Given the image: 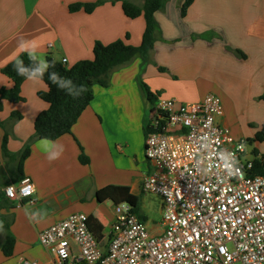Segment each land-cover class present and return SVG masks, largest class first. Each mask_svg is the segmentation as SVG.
Wrapping results in <instances>:
<instances>
[{
	"label": "crops",
	"instance_id": "1",
	"mask_svg": "<svg viewBox=\"0 0 264 264\" xmlns=\"http://www.w3.org/2000/svg\"><path fill=\"white\" fill-rule=\"evenodd\" d=\"M95 1L0 0V91L13 86L2 69L27 53L21 51V42L34 45L37 48L36 56L46 61L48 57L57 61L66 59L68 67L81 60L93 59V48L97 41L108 45L124 40L133 46L141 45L146 28L145 18L127 17L121 2L109 1L92 13L69 10L71 4ZM129 1L139 7L144 4V0ZM195 1L187 14L197 5ZM218 1L208 0V7L212 8L217 2V10ZM179 2L175 0V6L174 2H170L171 11H164L169 15V20L162 18L161 12L156 14L165 37L166 32L171 33L169 30L172 27L176 31L180 17L179 5H176ZM253 10L257 15H260L257 11L264 12L260 5ZM185 25L189 26L186 22ZM166 26L168 29L165 32ZM160 30L156 32L157 39L162 38ZM239 30L240 38L248 40L246 47L241 43H231L237 50L228 48L223 52L209 53L206 66L203 65V58H197V68L185 67V63L179 64L180 67L177 64L174 68L169 61L161 58L162 46H156L147 67L137 58L112 73L108 88L95 85L94 100L73 127L72 134L55 141L48 140L50 147L46 149L41 146V140L33 143L31 155L24 163V174L33 181L34 193L31 198L22 201L7 199L8 203L0 211L1 216L8 217L9 221L4 226L0 223V264H21L22 258L52 263L54 254L39 242L38 235L75 213L94 217L103 231V238L107 239L115 212L113 210L109 214V219L103 214L105 205L112 201L99 202L97 192L108 186L129 187L131 193L139 198L136 211L139 218L152 234H162L164 201L159 195L144 192L142 186L144 176L152 172V163L146 154V139L147 129L156 114V105L147 101L139 77L153 92L161 91L167 98L179 103L199 102L210 93L217 95L224 108V115L218 119V123L231 128L236 140L246 141L248 137L239 123L245 112L242 106L246 102H257L262 106L264 102V21L260 18L255 20L248 30L241 21ZM194 32L196 35L205 33ZM226 37L229 41L233 39L227 34ZM197 45L198 41L193 42L186 49L195 51ZM206 47L212 49L213 43ZM37 61L41 66L40 59ZM162 67L167 71L162 72ZM185 69L195 74L187 76L189 79L186 80L183 78L186 75L180 73ZM47 89L41 78L31 77L22 85L23 102L2 101L0 96V121L4 124L0 125V192L16 183L20 176L17 163L3 157L4 136L8 134L11 153L18 154L23 150L35 133L37 116L49 107L38 95ZM13 112L20 113L22 119L12 118ZM83 153L89 158L87 164L80 161ZM48 156L59 158L50 161ZM144 195L160 197V222L149 218L151 208ZM9 203H13L12 207L8 206ZM8 235L15 239L10 256L3 252Z\"/></svg>",
	"mask_w": 264,
	"mask_h": 264
},
{
	"label": "built area",
	"instance_id": "2",
	"mask_svg": "<svg viewBox=\"0 0 264 264\" xmlns=\"http://www.w3.org/2000/svg\"><path fill=\"white\" fill-rule=\"evenodd\" d=\"M66 59L62 62L66 64ZM146 139L152 172L143 190L164 201L162 234H152L128 202L114 205L107 239L75 213L38 235L54 254L52 263L21 259V264H264V173L253 153L218 119L220 98L157 102ZM12 201L31 198L25 176L4 189Z\"/></svg>",
	"mask_w": 264,
	"mask_h": 264
},
{
	"label": "trees",
	"instance_id": "3",
	"mask_svg": "<svg viewBox=\"0 0 264 264\" xmlns=\"http://www.w3.org/2000/svg\"><path fill=\"white\" fill-rule=\"evenodd\" d=\"M111 1L112 3L121 2L125 15L131 19L140 16L145 18L146 28L143 35L142 43L139 46L128 44L124 40H117L111 44L105 45L97 41L93 48V59L78 61L71 67H68L62 61L47 58L48 67L43 70L41 75L36 70L40 68V63L30 61L28 54L24 53L19 59L23 60L22 69H26L25 75H18L15 70V63L11 62L2 69L13 83L10 89L2 88L0 91L1 100H7L11 103L23 102L22 85L31 77L41 78L47 85L46 91L38 93L39 97L49 104V107L42 111L36 118L34 128L35 133L25 145L23 150L18 154H13L8 149V134L4 136L2 153L5 159L17 163V171L20 174L19 182L25 177L24 163L31 155V147L36 141L47 139L55 141L64 135L72 134L73 127L79 121L83 112L89 107L94 100V87L99 85L108 88L111 83L112 73L125 65L132 63L135 59L140 58L142 65L146 66L150 62L151 52L156 46V32L159 28L156 14L165 6L169 0H144L142 7L130 2L129 0H97L95 2H78L69 6L70 12L85 11L92 13L96 8ZM194 0H184L181 5V15L185 17L192 6ZM127 38L129 36L127 35ZM161 71L165 69L160 68ZM35 73V75H33ZM56 76V82L53 83L51 76ZM139 84L148 102H156V93L151 91L150 87L139 77ZM264 101V96L262 97ZM0 109L2 106L0 105ZM12 118L22 119V115L13 112ZM0 125L4 126L0 121ZM149 131V127L147 129ZM250 144L264 142V126L256 133L254 138L248 139ZM258 155V150H253ZM83 164L89 163V158L83 154L80 156ZM255 169L252 174L264 173V161L254 160ZM16 182V183H17ZM5 192H0V211L8 203ZM10 200V199H9ZM97 200L104 202L111 200L114 204L128 202L134 210H138L139 198L131 193L129 187L125 186H108L97 192ZM13 203L8 206L12 207ZM0 219L3 217L0 213ZM2 221H5L4 219ZM89 226L99 239L104 237L103 231L97 224L94 217H89ZM15 239L8 235L3 252L6 256L12 255Z\"/></svg>",
	"mask_w": 264,
	"mask_h": 264
},
{
	"label": "rangeland",
	"instance_id": "4",
	"mask_svg": "<svg viewBox=\"0 0 264 264\" xmlns=\"http://www.w3.org/2000/svg\"><path fill=\"white\" fill-rule=\"evenodd\" d=\"M181 1L182 0H180L179 4L176 5H179L178 10L180 11V17L177 23L176 31L175 27H172L169 30L171 31V33L167 34V25L165 27L167 37H165L164 32H161L159 27L158 31L160 30V35L162 34V38L157 39L156 41V46L161 45L162 48H167V50H163L161 48V58L169 61L174 68L175 65L177 67V64L179 65L183 63H185V67L188 65L191 68H197V64H199V60H196L197 58H203V65L206 66L209 53L223 52L228 48L237 50L236 46H231V43H234L235 45L241 43L246 47L248 45V40L246 38H240L239 25L241 21L244 23L246 30H248L250 26L253 25L255 20L260 18V20L264 21V12L257 11L260 14L257 15L254 14L253 10L257 5L262 6L264 9V0H219L217 10H215V5L217 4V2H215V5L213 6L214 8H210L208 7V0H196L195 3L197 5L190 11V14H187L185 17H182L181 15ZM168 2H166L163 9L159 11L163 14L162 18H164L165 20H169V15L164 12L165 10L171 11V4L169 3L174 2L173 6H175L176 4L175 0H171L169 3ZM174 8L176 10V7ZM185 22L189 26H186ZM191 23H193V28ZM195 30L199 32L203 31L205 33H198L200 35H196L194 32ZM179 33L180 35L177 36ZM226 34L233 36V39L229 41L226 37ZM183 36H185V38H182ZM197 41L198 45L196 46V50L187 51L188 49H186V47ZM209 43H213V48L210 50H208L206 47L209 45ZM202 44H204L205 47ZM183 48L185 50H183ZM180 66L181 65H179V67ZM146 67H144V69ZM162 68L165 69L162 72L167 71V68ZM182 72L180 73L181 75H186L183 76V78L186 80L189 79V77L187 76L192 77L195 74L192 71H188V69H185ZM154 93H156V102L151 103V105H156L157 102L162 99H170L167 98L161 91ZM242 107L245 112L244 114L242 113L239 123L243 126L244 135L248 137L246 141L243 142V145L248 150H258L259 153L257 156L255 154H250V157L256 158L260 161H264V142L253 143L251 145L248 141L249 138H254L256 133L264 126V102H262V106L257 104V102H246ZM145 197L146 201L148 202V206L151 208V215L149 216V218L156 222H160V220L162 219L161 211L159 209L160 197L155 195H148ZM105 206L106 209L104 208L102 212L109 219V214L113 212L114 205L112 202H108ZM3 219L5 221H2ZM3 219H0V223L2 226L6 225V222L9 223L8 217H5Z\"/></svg>",
	"mask_w": 264,
	"mask_h": 264
},
{
	"label": "clouds",
	"instance_id": "5",
	"mask_svg": "<svg viewBox=\"0 0 264 264\" xmlns=\"http://www.w3.org/2000/svg\"><path fill=\"white\" fill-rule=\"evenodd\" d=\"M19 47H20V49H21L22 52H27L28 58H29L30 61H35L37 59H40L41 67L38 68L36 71L39 72L42 75L43 74V69L48 67V63H47V61L45 59L36 56L35 52H36V49L37 48L34 45L33 46H29L25 42H21L20 45H19ZM22 63H23V60H21V59L18 58L16 60L15 65H14L17 74L18 75H21V76L22 75H25L26 74V71H27L26 69H22L20 67L22 65ZM33 75H35V73ZM50 78L52 79L53 83L56 82V76L55 75L51 76ZM40 144H41V146L44 149L50 147L49 142H48V140L46 138L45 139H42L40 141ZM57 158H59V157L48 156V159L50 161L51 160H54V159H57Z\"/></svg>",
	"mask_w": 264,
	"mask_h": 264
}]
</instances>
